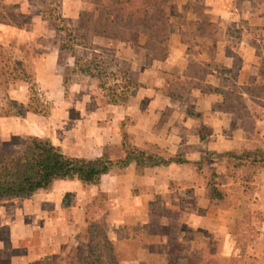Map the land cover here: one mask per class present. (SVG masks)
Masks as SVG:
<instances>
[{
	"label": "rangeland",
	"instance_id": "rangeland-1",
	"mask_svg": "<svg viewBox=\"0 0 264 264\" xmlns=\"http://www.w3.org/2000/svg\"><path fill=\"white\" fill-rule=\"evenodd\" d=\"M28 1L36 5L35 0ZM60 9L74 35L94 48L118 54L124 44H135L136 53L145 55L166 78L162 90L185 96L184 103L189 104L190 99L194 101L209 86L233 89L235 94L227 101L235 107L234 111L221 115L210 113L206 118L224 119L227 126L223 133L231 136L238 147L264 151V90L259 92L257 86L264 85V0H171L167 8V37L156 29L150 36L148 28L135 23V34L129 37L133 41L120 40L122 30L111 27L103 19L94 0H61ZM63 40L62 32L47 28L44 22L32 24L17 35L8 28L0 30V41L4 42L0 45L2 52L9 55V46L15 47L29 72L32 73L36 64L33 60H37L42 69L39 80L33 76L34 83H25L20 91L25 96L24 102H18L21 115L10 117L12 121H0V154L16 151L22 142L37 133L70 156L92 157L99 152L100 146L114 142L116 136L121 135L127 119L119 121L118 111L113 106L101 105L102 100L91 101L90 96L97 93L93 79L68 75L67 82L63 83L64 66L72 61L68 52L58 51ZM6 41H10L9 46ZM175 41H179V53L191 59L178 76L166 74L161 67L169 45ZM77 50L82 51V48ZM52 54L56 57L54 67L46 59ZM142 64L146 65L147 61L140 62ZM1 96L0 110H3L7 102ZM220 100L218 95L216 104ZM32 109L41 111L33 112ZM2 112L0 117L4 116ZM28 113L40 117L29 118ZM199 131L209 132L202 127ZM61 181L55 180L52 185L58 189L63 183H74ZM75 196L73 192H66L63 205L76 202ZM10 204H14L12 199L0 200V207ZM151 210L155 217L149 221L120 222L116 219L123 216V212H116L103 195L97 194L87 202L84 219L76 222L70 238L66 242L56 238L55 252L47 253L31 264H89L90 260L85 256L90 237L99 250L102 232L112 231L116 232L117 240H112V253L102 249L103 264H213L209 260L214 258L219 259L218 264H237L232 257L222 259L220 239L216 236L190 233L182 224L164 222L160 216L172 218L174 214L158 205L151 206ZM247 211L238 226L243 231L240 242L245 243L248 239L245 235L250 232L252 244L258 238V232L255 215ZM178 232L187 239L176 241L174 234ZM37 240L36 237L30 242Z\"/></svg>",
	"mask_w": 264,
	"mask_h": 264
},
{
	"label": "crops",
	"instance_id": "crops-1",
	"mask_svg": "<svg viewBox=\"0 0 264 264\" xmlns=\"http://www.w3.org/2000/svg\"><path fill=\"white\" fill-rule=\"evenodd\" d=\"M2 5L5 12L22 18V23L20 21L21 25H13L0 22V30L8 28L17 35L32 24L43 23L38 5L28 0H2ZM9 42L6 41V46H9ZM1 44L4 42L0 41ZM169 46L161 67L166 74L178 76L191 59L184 53L180 54L179 41ZM136 47L135 44H124L116 53L129 61V75L140 83L126 105H110L118 111L119 121L127 119L121 132L125 131L135 145L153 143L181 155L191 163L146 167L140 173L134 164H129L123 168H112L101 176L97 185L62 180L74 183H63L58 189L51 185L37 190L29 198L12 199L14 204L0 207V264H31L47 253H54L55 239L60 237L66 242L70 238L76 222L84 219L87 202L97 194L103 195L116 212H123V216L116 219L120 222L149 221L155 217L151 206L158 205L174 214L172 218L160 216L164 222L174 221L189 228L190 233H204L220 239L222 259L232 257L237 264H264V165L252 169L236 165L232 152L246 148L238 147L231 136L223 133L227 126L224 119L221 121L217 116L206 118L210 113L225 114L216 108L218 94L202 90L194 101L190 99L189 104L184 103L185 96H170L169 91L162 90L166 78L161 76L157 69L159 67L153 65L145 55L136 53ZM8 54L24 62L17 48L9 46ZM46 59L54 67L55 55ZM145 61L146 65H140ZM33 62L36 64L32 74L34 79L39 80L42 69L37 60ZM224 65L231 67L230 64ZM25 83L23 80L10 81L6 90L9 98L24 102L25 96L20 91L26 86ZM187 111L199 113V116L188 115ZM27 116L40 117L33 113ZM10 117L14 116H1L0 121L8 122ZM203 126L209 132L202 139L199 130ZM120 139L121 135L116 136L114 142L104 143L92 157L99 156L104 145L118 143ZM208 153L213 154L206 166L197 170L192 162ZM210 175H213L211 184L218 189L220 197H213L209 192ZM66 192H73L77 201L64 206L63 195ZM247 210L255 215L258 232V238L252 244L250 232L245 235L247 241L240 242L243 231L238 226ZM36 237L37 242L31 243ZM107 237L111 241L117 240L113 231L108 232ZM174 239L183 242L187 238L178 232L174 234ZM214 260L219 263V259Z\"/></svg>",
	"mask_w": 264,
	"mask_h": 264
},
{
	"label": "trees",
	"instance_id": "trees-1",
	"mask_svg": "<svg viewBox=\"0 0 264 264\" xmlns=\"http://www.w3.org/2000/svg\"><path fill=\"white\" fill-rule=\"evenodd\" d=\"M35 2L46 26L64 34V40L59 44V53L68 52L72 57L71 63L64 66L63 83L67 82L68 75L91 78L95 81L97 90L96 94L90 96L92 102L100 99L101 105H126L140 86V83L129 75V61L112 50L94 48L90 43L77 38L61 12V0H35ZM94 4L111 27L122 30L120 40L133 41L129 37L130 34L132 36L135 34L133 31L135 23L148 28L150 36L156 29L163 31L167 37L169 25L167 8L171 5V0H94ZM19 18L18 15L5 12L0 0V22L20 25ZM78 48H82V51H78ZM32 77L33 74L29 72L23 61L13 59L0 50V95L7 102L6 107L0 110L3 111L4 116L21 115L20 104L7 95L9 82L23 80L31 85L35 81ZM257 86L259 92H263L264 85ZM207 90L221 96L222 100L216 105L219 110L228 113L234 111L235 107H231L227 101L231 94H235L233 89L209 86ZM169 92L170 96L179 97ZM32 111L40 112L41 109H32ZM187 114L199 116V113L191 111H187ZM202 128L209 131L205 126ZM199 135L202 139L205 137L201 131ZM212 154L208 153L192 164L197 170H201ZM232 156L238 166L252 169L264 165V151L260 148L232 152ZM171 163L191 162L153 143L135 145L125 131L121 132L118 143L104 145L101 154L95 157L70 156L48 138L33 135L22 142L16 151L0 154V200L29 198L37 190L50 187L55 180H78L83 185H97L101 176L115 167L123 168L134 164L136 171L140 173L146 167ZM212 176H208L209 192L213 197H220L218 189L211 184ZM92 243L91 236L86 260H90L89 264H103L102 252L105 250L112 253L114 249L112 241L107 237V233L102 232L97 246L101 250ZM209 261L218 264L216 260Z\"/></svg>",
	"mask_w": 264,
	"mask_h": 264
}]
</instances>
